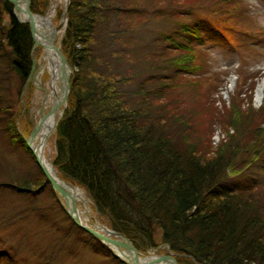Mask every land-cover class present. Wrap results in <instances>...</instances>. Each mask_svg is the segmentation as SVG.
<instances>
[{
	"label": "trees",
	"instance_id": "trees-1",
	"mask_svg": "<svg viewBox=\"0 0 264 264\" xmlns=\"http://www.w3.org/2000/svg\"><path fill=\"white\" fill-rule=\"evenodd\" d=\"M162 3L70 0L62 49L75 69L56 129L53 163L63 178L86 190L109 225L145 247L155 246L154 229L159 228L162 241L184 255L179 262L264 264V207L251 213L254 191L264 184V134L254 133L226 154L182 141L173 123L179 107L167 110L163 103L199 68L188 49L197 27L207 21L195 14L177 28H151L148 19L162 16L163 23L182 17L177 13L181 5L170 1L167 5L175 6L166 8L169 13L164 7L150 12L151 5ZM32 9L43 12L36 3ZM32 48L29 26L16 18L7 0H0V143L11 152H29L35 162L17 125ZM189 85L193 94L197 87ZM34 169L21 177L0 176V189L37 198L51 189L57 203L36 162ZM70 226L79 228L72 219ZM80 232L92 238L94 252L106 261L126 264L95 236ZM54 241L34 254L44 259L46 251L60 260L57 248L65 255L68 250ZM1 246L0 264H11V254Z\"/></svg>",
	"mask_w": 264,
	"mask_h": 264
},
{
	"label": "rangeland",
	"instance_id": "rangeland-1",
	"mask_svg": "<svg viewBox=\"0 0 264 264\" xmlns=\"http://www.w3.org/2000/svg\"><path fill=\"white\" fill-rule=\"evenodd\" d=\"M168 1L176 2L177 6L181 5L179 7L181 11L178 9L177 13L181 12L182 17L178 19L173 17V20H165L163 23L164 17L162 16L157 19H148V25L150 24L151 28H177L184 22H192L195 14H198L200 18H205L208 23L202 27L205 43L196 48L195 57H192L197 61L199 68L182 80L180 79L186 85L174 91L171 96V98L178 96L188 103H192L195 99L196 103L189 105L186 102L181 103L178 99L168 98L163 99L165 101L163 106L167 110H174L172 106L179 107V116L174 114L173 123L177 125L179 137L187 142L188 147L194 143L207 152L210 149L213 152L218 150L219 153L225 154L233 150L235 152L236 149H240L237 146L242 147L253 138L254 133L262 131L261 134H264V112H260L264 98L260 100L257 97V89L264 79V33L260 32L264 31V0H239L242 6L236 5L235 10L228 5V0H194L192 3L190 0H164L162 6L151 5L150 12H154V8L164 7L166 9L175 6L174 4L167 5ZM34 3L39 7L38 10L43 11H34L39 15L47 14L51 7L56 5L54 24L56 27L63 24V29L60 28L61 34L57 39L61 45L66 30L63 13L66 0H47V2L32 0V4ZM239 12H243L246 17L242 23H238L239 21L234 17ZM247 13L250 17L246 16ZM7 18L9 19V15ZM218 18L224 27L222 30L235 37L233 43L212 26L215 24L220 28L215 20ZM249 29L255 31L250 32ZM183 52L186 54V50ZM41 55L40 48L37 53L33 52L32 57L39 59ZM48 77L49 74L46 73L45 80H48ZM189 84L197 87L193 94L188 88L191 86ZM238 92L241 94L237 95ZM165 98H167L166 95ZM41 105L37 84L31 81L26 90H23L17 103L18 129L26 138L30 136L41 118ZM193 107L194 109L191 110ZM55 132L54 130L46 146V156L52 163L57 153ZM18 150L11 152L7 148L3 149L0 143V176L9 178L11 175H18L21 177L24 173L27 175L36 172L31 154ZM237 153L240 154V151L237 150ZM254 194L256 196L252 197L254 205L251 213L257 214L264 207L263 183L255 189ZM87 197L92 210V217L88 220V224L93 225L100 222L112 228L108 218L103 217L94 206L92 199L88 195ZM78 206L84 208V203L79 202ZM65 207L62 197L58 198L57 203L54 202L51 189H45L38 198L30 195H17L9 189H0V244L1 247L4 246L6 253L11 254L7 263L114 264L113 261H106L104 257L94 252L95 242L90 236L80 232L81 228L74 230L70 226L71 219L65 212ZM161 232L159 228L154 229V247L150 245L145 247L141 241L131 237L130 239L140 250L141 256L170 254L168 246L162 241ZM55 238L60 240L68 253L62 254L58 247L60 260L52 259L46 251L43 252L45 258L39 259L34 251L37 252L48 241L55 242ZM179 257L182 258V256ZM193 263L197 264L193 259L181 262V264Z\"/></svg>",
	"mask_w": 264,
	"mask_h": 264
},
{
	"label": "bare ground",
	"instance_id": "bare-ground-1",
	"mask_svg": "<svg viewBox=\"0 0 264 264\" xmlns=\"http://www.w3.org/2000/svg\"><path fill=\"white\" fill-rule=\"evenodd\" d=\"M29 0H18L19 11L18 16L20 20H29V14L27 12ZM56 5L54 4L49 12L45 15L36 14L33 18L35 30H34V48L33 52L37 53L38 49L41 48L42 55L39 59L34 57V66L33 73L35 82L38 88V96L39 101H42V105L40 108L41 112V122H39V129L33 137L32 146L35 149L36 153L40 158L43 159V163L47 166L53 175L61 180V182L65 185L67 192L75 198L77 204L79 202L84 203V208L78 206V211L81 216V219L84 223H89L88 220L92 217V210L89 204V199L81 188H72L65 183V180L62 179L55 169L52 161L46 156V146L48 143V139L53 134L56 124L58 123L59 116L62 114L65 102H64V92L63 86L64 81L62 80L63 74V64L61 61V47L57 42L58 36L61 34V31L56 29L54 24V15H55ZM66 56V55H65ZM67 57V56H66ZM68 67H66V71H68ZM49 74L48 80H45V74ZM46 81V82H44ZM257 97L260 99L264 98V79L260 82L259 87L257 89ZM87 213V215H85ZM95 227H100L103 229L104 234L111 238H120L118 234V230L111 228L108 226L106 228L103 223L96 222L93 224ZM114 230V231H113ZM123 257L128 258L129 260H133L132 253L126 251H118ZM152 255L149 257L141 256L140 261L144 262V260L150 259ZM156 264H172L168 261H160Z\"/></svg>",
	"mask_w": 264,
	"mask_h": 264
},
{
	"label": "water",
	"instance_id": "water-1",
	"mask_svg": "<svg viewBox=\"0 0 264 264\" xmlns=\"http://www.w3.org/2000/svg\"><path fill=\"white\" fill-rule=\"evenodd\" d=\"M7 1H9L11 4H13L14 14L19 18V16H18V11H19L18 0H7ZM30 4H31V0H29L28 7H27V12L29 14L30 19L24 20V21L22 20V21L28 23L30 30H31V34H32L33 39H34L35 25H34L33 18L36 14L32 11ZM62 25H63L62 23L59 24L56 29H60L62 27ZM34 42H35V40H34ZM60 54H61V61L63 64V68H64L62 71L63 72L62 80L64 81V84H62V86L64 88L63 89V92H64V99L63 100L67 104L68 96H69V93L71 91L70 80H71V75H72V67L69 64V61H68L67 57L65 56V54L63 53L62 50L60 51ZM66 67L69 68L68 69L69 72L66 71ZM31 77H33V72H31V74H30V78ZM30 78L28 79V81L30 80ZM39 122H41V121H39ZM39 122H38L37 126L34 128V130L32 131L31 135L26 139L27 144H28L29 148L31 149V151L34 155L37 164L42 169L43 173L45 174V176L47 177L49 182H51L53 188L58 192L59 196L64 199L66 210L69 213V215L74 219V221L80 227H82L83 229L87 230L88 232L92 233L93 235L98 237L100 240H102L112 250L114 248L116 250V252L114 251V253L121 260H123L124 262H126L128 264H156V263H159L160 261H168L172 264H179L176 257H174V255L171 253L170 254H163V255H159V256H152L150 259H147V260H144V262H141L140 261L141 255H140L139 250L137 249V247L131 242V240L126 235L122 234L121 232L116 231V233L118 234V236H120V238H111V237L105 235L103 229H100V227L91 226V225H88V224L83 222V220L81 219V216L79 214L78 206H77V203L75 201V198L67 192V190L64 187L63 183L61 182V180L57 179L53 175V173L50 171V169L44 165L43 159L39 157V155L36 153L35 149L32 146L33 137H35V135L39 129V125H40ZM66 184L72 188H76V186L73 185L69 181H66ZM105 227L108 228V226H105ZM119 250L132 253L133 260H129L128 258L123 257L120 253H118Z\"/></svg>",
	"mask_w": 264,
	"mask_h": 264
}]
</instances>
